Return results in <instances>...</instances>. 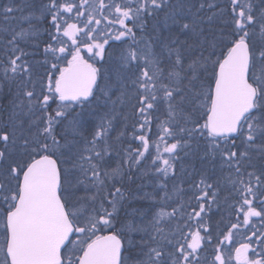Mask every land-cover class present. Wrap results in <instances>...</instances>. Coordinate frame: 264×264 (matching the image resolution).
I'll use <instances>...</instances> for the list:
<instances>
[{"label": "snow or ice", "instance_id": "1", "mask_svg": "<svg viewBox=\"0 0 264 264\" xmlns=\"http://www.w3.org/2000/svg\"><path fill=\"white\" fill-rule=\"evenodd\" d=\"M24 7L28 28L3 29L0 49V264H264V0ZM21 11L0 8L6 20ZM42 34L35 51L20 47ZM110 41L128 45L115 82ZM129 134L139 146L118 148ZM181 154L228 174L194 169L169 191ZM141 168L164 194L148 223L124 207Z\"/></svg>", "mask_w": 264, "mask_h": 264}, {"label": "trees", "instance_id": "2", "mask_svg": "<svg viewBox=\"0 0 264 264\" xmlns=\"http://www.w3.org/2000/svg\"><path fill=\"white\" fill-rule=\"evenodd\" d=\"M15 1V0H13ZM25 2L33 3L34 5H38L40 0H26ZM192 2H195V0H192ZM9 4V0H0V8H3L4 6ZM16 5V4H15ZM24 11H28L31 9H23ZM195 11V9H193ZM29 12V11H28ZM209 13H205L207 15ZM14 18H9L8 20L5 19L4 15L0 13V28H21L24 24H20V22H23L22 18L18 16V12L14 13ZM2 24V25H1ZM45 24H41L40 27H45ZM219 26L218 21H213L211 24L205 23L204 27L206 32L208 31H215L217 27ZM26 28H28V23L26 24ZM5 37L8 39L9 35L8 33H4ZM139 32H137V36L139 37ZM183 39V37H181ZM47 39L46 35H41L38 39H32L33 42L30 40L24 42L22 41L20 43V47L23 48L27 52H33L35 51V45L43 43L44 40ZM4 40L0 37V49L3 48ZM27 47L25 46V44ZM128 43H131V40H128ZM110 44H112L113 47V60L111 62V67L113 68V75L115 76V70L119 68V65L116 60V56H118L120 50L122 48V43L119 41L112 42L110 41ZM116 49V51H115ZM2 52H0L1 55ZM3 55V53H2ZM2 58V56L0 57ZM41 57L37 55L34 57V59L39 60ZM5 94H7V89H5ZM1 99L4 101V107L7 109L8 100L5 99L4 95H0ZM6 109L4 113L6 112ZM123 111H130V109L125 108ZM3 116V113H0V117ZM155 123V122H154ZM124 127V123L122 121H117L115 125V129L112 132V138L113 140L115 137L119 134V131H121ZM156 131L155 126L153 127V132ZM87 134V133H86ZM129 145L134 149L139 146V142L135 141L133 142L131 140V135L129 134L127 137L123 139V141L117 145V147H124L127 148ZM183 161L185 162V165L183 166L186 170L183 173V177L186 178V182H184L183 187H189V182L192 178L198 179V176L189 177L188 173H193V170H199L200 172L207 171L209 175H212L214 171H217L213 168V172L211 173V170L209 167H204L202 164L204 161H201L198 157L194 156H185L183 158ZM120 161L116 158H113L109 160V164L111 166H115ZM209 164V163H208ZM177 169H178V176L180 174L179 169V162L177 163ZM169 189H172L173 184H179V181H175V178H170L169 181ZM159 182L157 178L152 174H144L143 168L140 170L133 169L132 172V179L125 182L124 187L126 190V195L128 196V200L125 202V209L132 213L133 215H130V219H133L135 222H139L140 219L143 217L144 222L148 223L156 214V212L160 211V204L163 197V192L159 189ZM171 186V187H170ZM167 211H170V208H166ZM167 230V229H166Z\"/></svg>", "mask_w": 264, "mask_h": 264}, {"label": "rangeland", "instance_id": "3", "mask_svg": "<svg viewBox=\"0 0 264 264\" xmlns=\"http://www.w3.org/2000/svg\"><path fill=\"white\" fill-rule=\"evenodd\" d=\"M26 0H15V1H13L14 2V4H16V6H20L21 8H22V11L21 12H18V16H20L21 18L24 16V15H27L28 14V11H30V10H28V9H30V8H27V7H24V5H25V2ZM218 2L219 3H221V4H223V3H225L226 2V0H218ZM23 9H27L28 11H24ZM210 14V13H209ZM8 20V19H7ZM23 20V19H22ZM20 24H24L23 25V27H21V28H26V24H27V21H24L23 20V22H20ZM2 25V24H1ZM21 28H9V29H15L16 31H19ZM3 29H5V28H0V37H1V39L2 40H4V41H6L7 40V38L5 37V35H4V33H6V32H4L3 31ZM31 42H33L32 41V39L30 40ZM21 43V42H20ZM25 44V46L27 47V45H26V43H24ZM127 44H123L122 45V48L121 49H123V48H127ZM121 49H119V50H121ZM115 51H116V49H115ZM119 55V54H118ZM2 56V53H1V55H0V57ZM113 82H115V76L113 75ZM114 91H115V89H114ZM116 95H119V93L117 92L116 93ZM116 97L115 96H113V99H115ZM4 105V101L1 99V97H0V113L2 112L3 113V116H1L0 117V125H2L3 124V122H4V120L6 119V115H5V113H4V111H5V107L3 106ZM8 106V105H7ZM181 156H182V160L179 162V166H180V164L182 163L183 164V166L185 165V162L183 161V158L185 157V156H183V154H181ZM257 163H259V164H257L256 166H257V168H259L260 166H261V161H256ZM209 162H207V161H204L203 162V166L204 167H209V169L211 170V173L213 172V169H212V166H213V164H211V163H209ZM213 168L215 169V170H217V171H214L213 172V174H212V176H213V178H221V179H223V177L224 176H226L228 173H227V169H224L223 171H221V169H220V167H219V164L217 163L215 166H213ZM249 170H251V169H249ZM183 174H179V179H176L175 178V181H179L180 183L179 184H184V182H186V178H184L183 176H182ZM178 184V183H177ZM171 187V186H170ZM185 188V187H184ZM188 187H186V189H187ZM172 189H169V191H171ZM79 195H81V196H84V195H87V193H85L83 190H81L80 191V193H79ZM221 196H222V198L223 197H226V196H229V192H228V188L226 187V186H224L223 184H222V193H221ZM157 213V212H156ZM214 217H213V219L215 220V221H217V222H219L220 221V219H221V215L219 214V213H214V215H213ZM167 229V228H166ZM238 246V245H237ZM210 251L211 250H209V252L208 253H206V255H208V258L209 259H211V255H210Z\"/></svg>", "mask_w": 264, "mask_h": 264}, {"label": "flooded vegetation", "instance_id": "4", "mask_svg": "<svg viewBox=\"0 0 264 264\" xmlns=\"http://www.w3.org/2000/svg\"><path fill=\"white\" fill-rule=\"evenodd\" d=\"M256 161H261V159L259 158V157H257L255 160H254V163L257 165V164H259V163H257ZM262 162V161H261ZM214 217V216H213ZM249 255H251V253L249 254Z\"/></svg>", "mask_w": 264, "mask_h": 264}]
</instances>
